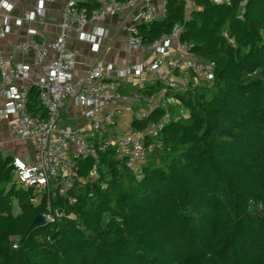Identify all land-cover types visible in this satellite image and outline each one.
<instances>
[{"label":"trees","instance_id":"16d2710c","mask_svg":"<svg viewBox=\"0 0 264 264\" xmlns=\"http://www.w3.org/2000/svg\"><path fill=\"white\" fill-rule=\"evenodd\" d=\"M192 1L189 11L170 0L138 34L151 44L181 25L192 53L214 64L213 84L178 96L188 118L166 128L140 176L102 155L105 188L80 191L74 220L35 222L46 201L31 203L0 154V264H264V0ZM29 104L44 117L36 87ZM93 165L81 161L80 175Z\"/></svg>","mask_w":264,"mask_h":264},{"label":"built area","instance_id":"2783aa9c","mask_svg":"<svg viewBox=\"0 0 264 264\" xmlns=\"http://www.w3.org/2000/svg\"><path fill=\"white\" fill-rule=\"evenodd\" d=\"M170 0H68L62 10L57 35L37 39L38 24L46 17L38 9L22 19L29 39L17 51L31 64L9 61L0 47V119L19 142L31 144L29 162L12 156L13 179L32 191L31 203L46 201L45 225H56L76 216L68 212L77 205L79 193L88 184L105 188L101 182L102 155L112 154L134 175L140 176L153 156L164 150L163 133L168 126L188 118L178 96L191 86H210L214 64L197 58L193 45L182 41L184 29L176 25L151 44L138 34L141 25L164 20ZM190 8L192 0H177ZM214 5L232 6V0H210ZM248 0L240 2L246 8ZM95 5V8L92 6ZM13 6L0 1V39L12 32ZM137 13L133 23H123L126 50L139 58L124 65L97 59L84 74H78L76 53L68 47L69 35L80 34L96 53L112 41L109 31L98 27L105 19ZM88 24L96 25L86 34ZM225 37L227 35L225 34ZM109 49L106 50V53ZM155 87L152 94L141 89ZM36 87L38 106L44 117L29 110L30 91ZM73 105L83 122L66 123L65 113ZM159 114L149 121L151 114ZM92 160L88 177L81 176L79 163ZM94 194L90 193L92 197ZM16 248V247H15Z\"/></svg>","mask_w":264,"mask_h":264},{"label":"crops","instance_id":"0c3cea01","mask_svg":"<svg viewBox=\"0 0 264 264\" xmlns=\"http://www.w3.org/2000/svg\"><path fill=\"white\" fill-rule=\"evenodd\" d=\"M10 3L13 6V20L11 21L12 32L6 39H0V47L9 61H14L17 63L31 64V58L23 57L18 54L17 45L19 42L29 39L28 27L22 22L25 16H28L32 12L41 9L46 17L42 19L38 24H33V29L38 31L36 36L40 41H48L53 39L58 33V25L62 19V10L66 5L68 0H0ZM138 14L127 13L125 15L119 16L117 18L105 19L98 27L109 31L110 38L112 41L105 42V48L99 53L93 50V47L81 40L80 34L72 32L68 38L69 49L76 53L79 66L77 68L78 74H84L88 69H90L97 59L102 62L112 63L115 65H124L129 62H133L139 58L138 54L131 55L126 50L125 39L127 35L121 31V25L126 22L133 23L136 20ZM96 25L88 24L84 28L86 34L91 33ZM123 34L119 39V35ZM115 47L113 53L110 47ZM109 49L110 55H105L106 50ZM108 54V53H107ZM110 56V57H107ZM110 58V59H108ZM66 123L75 126L77 122H83V118H80L79 111L73 105L69 106L68 111L65 113ZM21 142L15 140V138L10 133L7 124L0 119V154L2 150H8L6 157H12L10 154L18 153V144ZM13 147H10V145ZM22 158L23 153L14 155ZM30 156V157H29ZM28 161L32 160L33 154L28 155ZM24 160V159H23Z\"/></svg>","mask_w":264,"mask_h":264},{"label":"rangeland","instance_id":"374dc122","mask_svg":"<svg viewBox=\"0 0 264 264\" xmlns=\"http://www.w3.org/2000/svg\"><path fill=\"white\" fill-rule=\"evenodd\" d=\"M194 9V5H192L188 10L189 11H191V10H193ZM122 35L123 34H120L119 35V39L122 37ZM109 44H110V42L108 43V46H109ZM110 49L112 50V52L111 53H113V51L114 50H117V49H115V47H113V46H111L110 47ZM105 55H110V53L108 52V54L106 53ZM107 57H110V56H107ZM108 59H110V58H108ZM10 147H13V145L11 144L10 145ZM18 153H17V151H16V153L15 154H10V155H12V156H14V155H17V154H20V153H23V155H27V156H23L22 157V159H24V161H28V158L30 157H28V155H30V154H33L34 155V153H33V148H32V146H31V144H27V143H25V142H21L20 144H18ZM1 154L3 155V156H7L9 153H8V150L6 149V150H2L1 151ZM130 172V171H129ZM133 173L132 172H130L128 175H132ZM17 187L19 188V189H22L21 188V186L19 185V184H17ZM17 211L19 210L18 209V207H17V209H16Z\"/></svg>","mask_w":264,"mask_h":264},{"label":"water","instance_id":"95a60500","mask_svg":"<svg viewBox=\"0 0 264 264\" xmlns=\"http://www.w3.org/2000/svg\"><path fill=\"white\" fill-rule=\"evenodd\" d=\"M35 222H37V223H42V222H43V218H42V216H41V215L38 216Z\"/></svg>","mask_w":264,"mask_h":264}]
</instances>
